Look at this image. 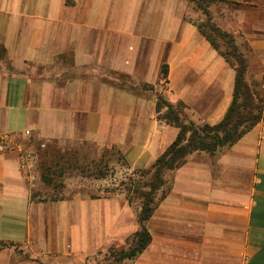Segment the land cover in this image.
I'll use <instances>...</instances> for the list:
<instances>
[{
	"label": "crops",
	"instance_id": "0c3cea01",
	"mask_svg": "<svg viewBox=\"0 0 264 264\" xmlns=\"http://www.w3.org/2000/svg\"><path fill=\"white\" fill-rule=\"evenodd\" d=\"M219 1L230 11L217 26L234 35L246 81L264 98V0ZM186 4L0 0V135L9 136L0 147V264H108L139 230L126 199L86 209L63 200L47 211L33 199L40 161L93 146L100 156L117 150L129 168L151 167L179 132L156 113L159 88L186 122L223 120L236 71ZM169 175L171 190L146 223L149 246L118 264H264V122Z\"/></svg>",
	"mask_w": 264,
	"mask_h": 264
},
{
	"label": "trees",
	"instance_id": "16d2710c",
	"mask_svg": "<svg viewBox=\"0 0 264 264\" xmlns=\"http://www.w3.org/2000/svg\"><path fill=\"white\" fill-rule=\"evenodd\" d=\"M209 26L210 31L224 41L227 50H222L216 38L205 31L206 25L198 24L200 32L236 71L233 101L222 121L215 125L209 123L197 125L194 122H186L180 105L175 106L161 93L157 94L158 117L178 128L179 132L173 143L152 164L153 179L145 185L148 190L141 193L143 201L137 215L139 230L131 237L129 249L114 255L116 263L125 259L134 260L149 246L151 234L146 223L152 217L159 200L165 198L171 190L172 183L164 189L167 184L164 175L167 171H174L183 166L188 156L193 153L204 152L214 155L226 147L233 146L257 124L264 122V98L260 97L256 89H253L254 86L246 81L248 61L245 54L236 45L233 34L223 31L217 24ZM167 74L168 66L165 64L162 68V76L166 78ZM43 180L48 182L49 179L43 176ZM162 190L160 199H157V193Z\"/></svg>",
	"mask_w": 264,
	"mask_h": 264
},
{
	"label": "rangeland",
	"instance_id": "374dc122",
	"mask_svg": "<svg viewBox=\"0 0 264 264\" xmlns=\"http://www.w3.org/2000/svg\"><path fill=\"white\" fill-rule=\"evenodd\" d=\"M185 4L190 20L206 25L205 31L216 38L222 50H227L224 41L210 31L209 25L217 24L218 16L230 11V6L219 0H196L194 2L185 0ZM253 86L259 96L263 97L262 89H258L255 84ZM160 90L159 88L158 93ZM74 150L75 154L72 151L57 159L50 158L46 162L40 161L37 168L38 175L36 174L34 179L33 199L37 202H44L48 207L47 211L50 210L51 204L63 200L71 203L77 199L85 203L86 209L87 202H95L98 206L103 199H126L138 215L143 201L141 193L148 190L145 185L153 179L152 166L140 169L129 168L117 150L102 152L101 156L100 151L93 146L74 148ZM169 172L167 171L164 175L167 183L164 189L172 183ZM43 176L48 177V182L43 180ZM162 192L163 190L157 193V199H160ZM123 245L127 248L130 242ZM108 264L118 263L113 261Z\"/></svg>",
	"mask_w": 264,
	"mask_h": 264
},
{
	"label": "built area",
	"instance_id": "2783aa9c",
	"mask_svg": "<svg viewBox=\"0 0 264 264\" xmlns=\"http://www.w3.org/2000/svg\"><path fill=\"white\" fill-rule=\"evenodd\" d=\"M26 134L29 135L30 132L27 131ZM8 139H9V136H8V135H0V147H4L5 142H6ZM42 148L44 149V148H45V145H42ZM20 152H21V154L23 155V158H24V161H25V162H27V163H31V161L34 160V157H35L34 153L29 152V151L24 152V150H23L22 148L20 149ZM32 164H33V162H32L30 165H32ZM32 166H33V165H32Z\"/></svg>",
	"mask_w": 264,
	"mask_h": 264
}]
</instances>
